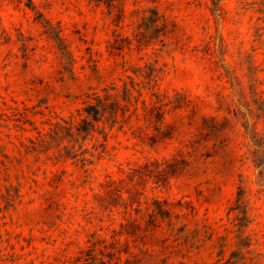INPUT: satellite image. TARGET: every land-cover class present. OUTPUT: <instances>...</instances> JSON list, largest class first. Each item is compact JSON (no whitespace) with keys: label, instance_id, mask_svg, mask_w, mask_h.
Masks as SVG:
<instances>
[{"label":"rangeland","instance_id":"374dc122","mask_svg":"<svg viewBox=\"0 0 264 264\" xmlns=\"http://www.w3.org/2000/svg\"><path fill=\"white\" fill-rule=\"evenodd\" d=\"M124 87L138 108L168 96L165 123L181 120L171 137L142 141L132 119L105 148L82 142L96 150L85 165L54 158L66 141L31 150L37 132L73 130L87 102H123ZM249 111L264 140V0H0V264H264ZM172 157L169 187L145 192L168 215L107 227L73 213L119 167Z\"/></svg>","mask_w":264,"mask_h":264},{"label":"trees","instance_id":"16d2710c","mask_svg":"<svg viewBox=\"0 0 264 264\" xmlns=\"http://www.w3.org/2000/svg\"><path fill=\"white\" fill-rule=\"evenodd\" d=\"M152 20L157 18L156 11H152ZM61 43V41H60ZM148 79V84L150 83ZM131 92L128 88L122 90V101L119 102H87L82 109L83 118L73 128L70 124H54L53 128L48 133L37 132V136L29 140L31 150L42 151L50 145L48 137L57 144L60 141H66L67 145L57 148L55 159H76L84 165L90 163V159L95 156V149L84 148L81 144L87 139L92 141V145H100L101 141L105 144L109 133L115 128L116 131L131 130L132 119L137 123V131L140 133V140L146 138L151 139L153 144L158 142V136L171 137L176 131L177 124L180 123L174 114L173 122L166 124L164 116L166 113L167 104L164 101L168 100L167 95H153L157 101L141 102V107L138 108L131 104ZM176 96L183 97L180 102L186 100L183 94L176 93ZM187 102V101H186ZM188 105L186 104V107ZM133 108V109H132ZM181 106H175L173 110L180 109ZM140 110V112H139ZM251 112L245 116L243 123L245 135L249 140V147L252 148L256 167L264 166V143L263 138H256V133L253 131V123L250 121ZM204 123H208L211 130L218 131V125L212 119H202ZM212 121V122H210ZM148 129H153L151 136L147 134ZM101 135V139L98 136ZM104 144L103 146L105 148ZM107 152V151H106ZM105 152V153H106ZM169 166L164 168L163 163L154 160L146 162L139 166L123 169L118 168L119 175L114 178L110 175L105 176L104 180L99 183V192L93 195L91 202L85 203L82 209L73 208V213L81 216V219L87 224L92 225L96 220L99 223L108 221L107 227L113 225V217L119 215L125 222L122 226H137L138 216L143 210L151 208V212L156 215H168V212L162 209V204L170 205L166 200L161 201L158 196L148 197L145 195L146 189L149 186L151 191L161 190L169 187L171 179L176 176L177 169L180 165V160L172 157ZM56 184L60 181L55 178ZM57 216L62 218L66 213L65 208L56 210ZM69 215H72L70 212ZM135 216V217H134Z\"/></svg>","mask_w":264,"mask_h":264}]
</instances>
